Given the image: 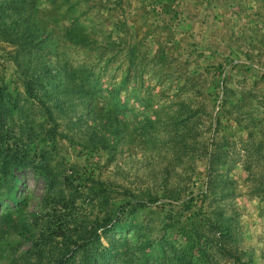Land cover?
Returning a JSON list of instances; mask_svg holds the SVG:
<instances>
[{"label":"rangeland","instance_id":"obj_1","mask_svg":"<svg viewBox=\"0 0 264 264\" xmlns=\"http://www.w3.org/2000/svg\"><path fill=\"white\" fill-rule=\"evenodd\" d=\"M0 87V264H264V0H0Z\"/></svg>","mask_w":264,"mask_h":264},{"label":"trees","instance_id":"obj_2","mask_svg":"<svg viewBox=\"0 0 264 264\" xmlns=\"http://www.w3.org/2000/svg\"><path fill=\"white\" fill-rule=\"evenodd\" d=\"M6 90V89H5ZM5 90H3L1 87H0V95H1V99H2V101L3 102H5V94L6 93H4L5 92ZM8 99H10L11 98V94H8ZM16 109V106H14V105H12L11 106V110L12 111H14ZM2 147H4V145H1L0 144V155H2V151H1V149H2ZM7 151H11V150H9V149H6L5 150V152H7ZM42 157V154H40V158ZM36 158V157H35ZM23 161H24V158H23V156H22V152H20V150L18 149V148H16V150H15V152H13L12 154H11V158H10V160L8 161V162H4L3 163V166L4 167H2V170H6V169H8V168H10V167H12V165L15 167V166H17L18 168H20V166L22 165V163H23ZM37 167V166H36ZM44 168H45V166H43ZM37 168H39V167H37ZM20 170V169H19ZM45 170V169H44ZM6 171H10V170H6ZM9 172H7V173H5V175L7 176V174H8ZM12 180H13V183H15L16 181H17V179H16V177H13L12 178ZM15 188V190H16V187H14ZM14 189H13V191H15ZM92 243V241H87L86 242V246H88L89 244H91ZM64 262V259L63 260H60V261H58V263L57 264H61V263H63ZM243 264V263H242ZM245 264V263H244Z\"/></svg>","mask_w":264,"mask_h":264}]
</instances>
